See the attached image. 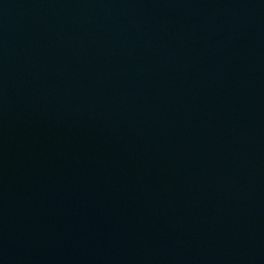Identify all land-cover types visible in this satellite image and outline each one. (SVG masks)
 Masks as SVG:
<instances>
[{
	"label": "water",
	"instance_id": "obj_1",
	"mask_svg": "<svg viewBox=\"0 0 264 264\" xmlns=\"http://www.w3.org/2000/svg\"><path fill=\"white\" fill-rule=\"evenodd\" d=\"M0 264H264V0H0Z\"/></svg>",
	"mask_w": 264,
	"mask_h": 264
}]
</instances>
